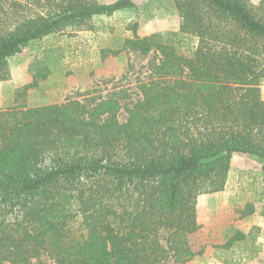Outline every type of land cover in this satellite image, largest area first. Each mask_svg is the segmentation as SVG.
Masks as SVG:
<instances>
[{
	"label": "trees",
	"instance_id": "trees-1",
	"mask_svg": "<svg viewBox=\"0 0 264 264\" xmlns=\"http://www.w3.org/2000/svg\"><path fill=\"white\" fill-rule=\"evenodd\" d=\"M173 1L174 35L199 40L191 56L159 34L140 36L138 23L121 48L101 50L102 60L160 54L126 120L120 93L91 104H20L51 76L55 55L31 63L17 105L0 109V264H185L201 255L188 242L199 229L198 197L225 190L235 153L264 160V0ZM134 6L0 0V82L26 45Z\"/></svg>",
	"mask_w": 264,
	"mask_h": 264
},
{
	"label": "rangeland",
	"instance_id": "rangeland-1",
	"mask_svg": "<svg viewBox=\"0 0 264 264\" xmlns=\"http://www.w3.org/2000/svg\"><path fill=\"white\" fill-rule=\"evenodd\" d=\"M97 1L99 4H110L116 0ZM134 1L135 6L127 12L96 16L91 27L65 29L26 45L20 54L9 58L11 78L0 82V109L17 105L16 90L33 81L29 73L31 63L46 55H55L52 63L55 69L51 76L31 89L20 104L36 107L63 104L70 100L91 104L94 103L92 99H118L116 95L120 93L119 118L126 120V110L139 99L138 86L152 77L149 63L158 61L160 54L122 52L102 60L101 50L121 48L124 39L132 35L129 26L134 23L139 25L140 36H148L157 29L163 30L156 34L165 43L172 42L185 56H191L199 43L195 36H177L174 35L177 32L170 31L169 28L181 20L173 0ZM250 1L257 6L261 2ZM260 57L264 61V48ZM263 165L264 160L256 156L235 153L225 190L198 197L199 229L188 236V242L192 250L201 252V255L185 264H264ZM170 233L167 228L160 232L164 245ZM239 233L246 237L237 240L230 249L222 248ZM43 260L56 264L48 257H43ZM166 264L182 263L169 259Z\"/></svg>",
	"mask_w": 264,
	"mask_h": 264
},
{
	"label": "crops",
	"instance_id": "crops-1",
	"mask_svg": "<svg viewBox=\"0 0 264 264\" xmlns=\"http://www.w3.org/2000/svg\"><path fill=\"white\" fill-rule=\"evenodd\" d=\"M128 9H129V8L122 9V10H119V11H117V12H122V11L127 12L126 10H128ZM169 29H170V31L178 32V31L180 30V23H179V21L177 22V24H176L173 28H169ZM156 32H163V30H159V29L154 30V32H153V31L150 32L149 35L152 34V33H156ZM146 36H147V35H146Z\"/></svg>",
	"mask_w": 264,
	"mask_h": 264
},
{
	"label": "built area",
	"instance_id": "built-area-1",
	"mask_svg": "<svg viewBox=\"0 0 264 264\" xmlns=\"http://www.w3.org/2000/svg\"><path fill=\"white\" fill-rule=\"evenodd\" d=\"M262 91H263V93H264V79H263V82H262Z\"/></svg>",
	"mask_w": 264,
	"mask_h": 264
}]
</instances>
